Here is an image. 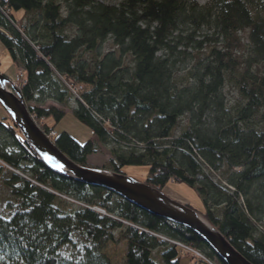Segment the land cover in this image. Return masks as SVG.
<instances>
[{
	"label": "trees",
	"instance_id": "16d2710c",
	"mask_svg": "<svg viewBox=\"0 0 264 264\" xmlns=\"http://www.w3.org/2000/svg\"><path fill=\"white\" fill-rule=\"evenodd\" d=\"M260 1L211 0L210 5L199 7L195 0H122L118 5L64 0L69 13L63 18L59 0H1L15 25L0 17V28L10 35L0 31V41L26 75L20 90L26 106L38 95L41 103L47 99L66 104L76 86L88 88L80 93L73 115L98 140L120 146V154L113 151L117 168L111 172L147 167L145 184L152 188L163 191L173 182L195 189L206 207L200 214L251 264H264V234L256 237L253 221L264 216V74L252 71L255 65L264 69V2ZM20 11L24 17L40 13L41 19L28 28L13 15ZM69 25L79 30L71 40L64 34ZM203 26L214 27L223 36L224 51L212 49L210 63L192 73L194 83L179 87L175 66L160 54L176 51L174 43L183 45L190 38L180 34L182 28ZM248 30L254 59L237 76L238 34ZM110 39L119 54L97 59L91 69L83 55L98 51ZM127 55L134 60L132 71L124 61ZM232 78L246 101L235 116L223 110L222 101L225 82ZM28 109L32 116L53 117L57 124L67 115L57 108ZM185 115L192 116L191 130L175 139L178 121ZM257 118L261 128L251 125ZM0 130L12 142L0 147V184L12 193L13 211L10 219L0 218L3 262L110 264L100 250L115 231L124 229L125 264H157L152 252L158 249H163L166 264H179L178 248L168 247L154 235L183 242L225 264L192 230L49 168L9 115L0 120ZM55 144L83 167L95 153L92 141L80 144L68 133L58 135ZM8 148L19 153H7ZM220 172L216 180L214 174ZM57 194L86 207L65 212ZM114 199L121 203L119 219L147 232L92 209L114 214L109 208ZM75 234L87 245L83 255L68 259L62 249Z\"/></svg>",
	"mask_w": 264,
	"mask_h": 264
},
{
	"label": "rangeland",
	"instance_id": "374dc122",
	"mask_svg": "<svg viewBox=\"0 0 264 264\" xmlns=\"http://www.w3.org/2000/svg\"><path fill=\"white\" fill-rule=\"evenodd\" d=\"M95 1L105 5H118L122 0H95ZM195 1L199 5V7H205L210 5L211 3V0H195ZM256 1L258 3H262L260 0H256ZM262 1L264 2V0ZM59 3L62 7L61 12L63 18H67L69 12L66 3L64 2V0H59ZM13 15L18 21H22V24L28 28L31 27L35 22L36 23L39 22V20L41 19L40 13H32L29 16L24 17V12L20 11V12H14ZM0 17L10 22L12 25L14 24L12 23L8 10L5 7L1 6V0H0ZM0 31H2L8 37H10V35L7 34L6 31H4L2 28H0ZM64 34L68 39L71 40L79 35V30L76 26L69 25L66 28ZM180 34L183 35V37L186 38L190 37V38H187L184 41L183 45H177V43H174L173 47L177 48L176 51L174 50L173 52H169V54H160V55H166L169 58V60H171L172 65L175 66V79L179 83V87H186L194 83V79H192L191 76L192 73H196L198 70H201L204 66L210 63L209 55L211 50L218 49L220 51H224V47L226 43L224 41L223 36L219 35L218 31H216L214 27H209V26H203L201 29L194 28L188 31L186 28H182ZM238 38L240 40V44L239 46L236 47L234 51V57L235 59H237V61L241 63V66L238 68V71L236 72L237 76L242 75V73H244V71L246 70L248 62L253 61L254 59V53L250 41V31L248 30L239 33ZM110 53H115L116 55L119 54V48H117L114 45L111 39L106 41L99 48L98 51L84 54L83 60L86 63H88L92 69L95 67L97 59L101 61L106 55ZM124 61L127 69L132 71L134 69L133 58L130 55H127L124 58ZM23 70L24 69L22 67H19V65L14 62L11 54L6 50L5 46L0 41V75L5 76L8 80L11 81V84L8 85L9 90L13 91L12 89L13 87H16L19 91L21 90L22 85L25 84V79H26V75ZM252 71L258 72L261 75L264 74V69L262 65H255ZM59 78L60 77L58 76V79ZM87 91H89V89L84 86L81 85L76 86L72 92V97L70 101L67 102L66 104H59L47 99H45V102L41 103L43 99L38 95L33 102L27 103V108L28 107L39 108L45 110H50L51 108H57L67 113L66 117L58 124L55 122V119L53 117L38 119L35 116H32L31 114L30 115L33 118V120L36 122L38 127L42 130V132L54 144L57 135H60L62 133H68L74 139H76L80 144H85L89 141H92L93 146L95 148V153L88 159L86 167L91 170H102L106 172L107 171L111 172V169H114L115 167L117 168L116 157L112 156L113 151L116 152V150H118V153L120 154L121 153L119 149L120 146H118L117 143L113 141L102 142L98 140L93 136L90 129L84 126L83 124H81L73 115V112L79 107L78 101H81V97H80L81 94L86 93ZM222 95H223V100H222L223 110L226 111L229 114V116L230 115L235 116L237 111L246 104V101H244L240 96L239 89L237 86V81L235 79L233 80V78L226 80L222 90ZM6 115H9L8 112L0 104V120H2L3 117L5 118ZM191 117H192L191 115H185L179 119L178 125L174 131L175 139L181 137V135L186 131L191 130L192 125L190 123L193 120ZM6 124L9 125L8 120H6ZM251 125L253 127L255 126V128L258 127L261 128V125L259 123V118L254 120V125L253 124ZM5 143L11 144L12 142L10 139L6 137L5 133H3V131L0 130V147L3 148ZM6 152L16 154L19 153V150L17 148L14 149L8 148ZM125 153H127V150ZM24 167H26L27 169H32V166L30 165H24ZM15 173L21 175L23 178L29 177L24 175L22 172H15ZM120 174H123L126 177L132 178L138 182L145 183L149 175V168L137 167V166L124 167L120 171ZM220 174L221 172L218 174H214L216 180H219ZM85 185L89 187L101 188L99 186H93L88 184ZM167 189L168 192L164 190V193L172 200L183 204V206H191L195 211L201 214L205 213L206 207L204 205V202L195 189L190 188L185 184H176L173 182H171L167 186ZM115 195L116 197L121 199L120 196H118L117 194ZM57 196H59L60 199L63 200V202L59 203V205L61 206L62 209H65V212H69L72 210H79L81 208L86 207L84 203L78 202L74 198L67 197L65 195L60 196L58 194ZM11 200H12L11 191L9 189L4 188L0 184V218L5 220L11 218L13 214V211L11 209L12 208ZM118 204H121L118 199H114L109 204V208L115 210V213L111 215H107L105 211L97 208H92V209L105 216H109L110 218L118 222H121L124 226H131L134 227L135 229L143 230L144 232H147L145 229L139 226L129 224L119 219ZM221 214L222 213L219 210L217 216L221 217ZM253 221L256 223L257 226L256 237L259 236L260 234H264V216L256 217L254 218ZM213 227L216 228L215 226ZM123 231L124 229L115 231L113 233V236L107 239L103 243L102 249L100 250V253L107 258L110 264L126 263L128 243L122 238ZM160 240L168 243V247H176V248L178 247L177 251L180 258L179 264H208L206 262L204 263V259L206 258L208 260L209 258L204 252L193 249L191 247H189L188 249L187 246L185 249L183 248L185 245L183 242H181L183 246H181L182 244L180 243H178V246H176L177 244L174 241H172L173 243L168 242L167 239L163 237H161ZM85 245H87V243L84 242L82 237L78 234H75L72 239V242L63 247L62 254L68 259L77 257L79 255H83ZM162 252L163 249H158L152 252V259L157 264H166L162 258ZM195 253L202 255V257L200 255H196ZM210 259L214 264H219L217 259L215 258L214 259L210 258ZM0 264H11V263L3 262L2 258L0 257Z\"/></svg>",
	"mask_w": 264,
	"mask_h": 264
},
{
	"label": "water",
	"instance_id": "95a60500",
	"mask_svg": "<svg viewBox=\"0 0 264 264\" xmlns=\"http://www.w3.org/2000/svg\"><path fill=\"white\" fill-rule=\"evenodd\" d=\"M0 75V104L12 117L25 140L52 170L88 185L114 192L142 210L182 225L199 234L226 264H251L226 238L197 212L169 199L162 192L123 174L91 170L70 160L38 127L23 101L20 91Z\"/></svg>",
	"mask_w": 264,
	"mask_h": 264
},
{
	"label": "bare ground",
	"instance_id": "6f19581e",
	"mask_svg": "<svg viewBox=\"0 0 264 264\" xmlns=\"http://www.w3.org/2000/svg\"><path fill=\"white\" fill-rule=\"evenodd\" d=\"M58 136V135H57ZM92 156V155H91ZM91 156H89L88 157V159L91 157ZM87 162H88V160H87ZM83 167V166H82ZM142 184H145V183H142ZM147 185V184H146ZM104 189V188H103ZM155 189V188H154ZM105 190H107V189H105ZM156 190H158V189H156ZM164 190H166V192H168L167 190V187L164 189ZM164 190H163V192L162 191H160V190H158L159 192H162L165 196H167L165 193H164ZM168 197V196H167ZM169 198V197H168ZM169 199H171V198H169ZM172 200V199H171ZM174 201V200H173ZM179 204H181V203H179ZM181 205H183V204H181ZM193 210V209H192ZM195 211V210H194ZM195 212H197V211H195ZM198 213V212H197ZM203 219H204V217L200 214V213H198ZM207 221V220H206ZM196 233V232H195ZM199 235V234H198ZM156 238H161L162 236L161 235H154ZM200 236V235H199ZM201 237V236H200ZM164 238V237H163ZM202 238V237H201ZM165 239H167V238H165ZM203 239V238H202ZM204 240V239H203ZM167 241L168 242H172V241H174L175 243V245L176 246H178V243H180V244H182L181 242H179V241H176V240H170V239H167ZM205 241V240H204ZM206 242V241H205ZM173 243V242H172ZM207 243V242H206ZM185 244V243H184ZM209 245V244H208ZM181 246H183V244L181 245ZM186 246L188 247V249H189V246L187 245V244H185L184 245V247L183 248H185L186 249ZM210 246V245H209ZM178 248V247H177ZM191 252V251H190ZM215 252V251H214ZM239 252V251H238ZM216 253V252H215ZM240 253V252H239ZM200 255V254H199ZM216 255H217V253H216ZM201 257H202V255H200ZM218 256V255H217ZM243 256V255H242ZM244 257V256H243ZM219 258V257H218ZM245 258V257H244ZM214 259V258H213ZM215 259H217V258H215ZM220 260H222L221 258H219ZM218 260V259H217ZM223 261V260H222ZM208 263V264H214L213 262H212V260L210 259V258H208V260L205 258L204 259V263ZM219 262V261H218ZM224 262V261H223ZM203 263V262H202ZM225 263V262H224ZM220 264V263H219ZM226 264V263H225Z\"/></svg>",
	"mask_w": 264,
	"mask_h": 264
},
{
	"label": "built area",
	"instance_id": "2783aa9c",
	"mask_svg": "<svg viewBox=\"0 0 264 264\" xmlns=\"http://www.w3.org/2000/svg\"><path fill=\"white\" fill-rule=\"evenodd\" d=\"M196 255H199L198 253H195ZM204 258V257H203Z\"/></svg>",
	"mask_w": 264,
	"mask_h": 264
}]
</instances>
